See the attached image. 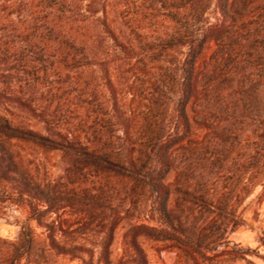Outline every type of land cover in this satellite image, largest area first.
I'll return each instance as SVG.
<instances>
[{"label":"trees","instance_id":"trees-1","mask_svg":"<svg viewBox=\"0 0 264 264\" xmlns=\"http://www.w3.org/2000/svg\"><path fill=\"white\" fill-rule=\"evenodd\" d=\"M11 8L24 18L5 24L0 0V61L15 55L27 89L0 82V204L36 225L0 237V264L264 258L229 237L264 187V0Z\"/></svg>","mask_w":264,"mask_h":264},{"label":"rangeland","instance_id":"rangeland-1","mask_svg":"<svg viewBox=\"0 0 264 264\" xmlns=\"http://www.w3.org/2000/svg\"><path fill=\"white\" fill-rule=\"evenodd\" d=\"M3 2L5 8H7V12L4 13L5 24H14L20 26L24 18V13H20V11L15 8H11L13 3H19L20 0H3ZM14 58L15 55L10 53L8 54L7 59H5V62L0 61V82L1 84H4V86H12V88L14 90L17 89L18 92L26 91L27 88L24 85L25 78L17 76V69L19 68V65L17 62L13 61ZM18 113L23 117L24 120H30L29 122L34 129H41L40 125H38L35 120L31 119L28 114L22 111ZM54 156L55 161L59 163L57 168L54 169V172L58 174L63 166V161L57 154ZM66 218V216H63L62 220ZM243 219V226L237 230L238 233L236 237L234 236L236 239H233L231 234H229V237L235 243L239 244L240 248H252L264 254V241H260L261 238H264V187L258 188L254 194L245 201ZM27 223L30 222H27L26 213L21 207L18 205H13L8 201H3L0 204L1 238L11 241H18L21 235L22 227ZM30 225L35 226L36 224L35 222H31ZM37 230L38 232L42 231L41 229ZM237 240H241L244 243L237 242ZM116 247L118 252L121 254L123 252L122 246L117 244ZM3 252V249H0V256ZM161 254L162 252H160V254L151 256L152 264H165ZM249 259L250 263L239 262L237 264H264V258H259L252 255ZM58 263L79 264L78 261L73 260L70 257L59 258Z\"/></svg>","mask_w":264,"mask_h":264},{"label":"crops","instance_id":"crops-1","mask_svg":"<svg viewBox=\"0 0 264 264\" xmlns=\"http://www.w3.org/2000/svg\"><path fill=\"white\" fill-rule=\"evenodd\" d=\"M238 231H234V232H231L230 234L232 235L233 239H236V235H237ZM235 236V237H234ZM231 239V238H230ZM237 242H240V243H244L242 242L241 240H237ZM162 259L164 260V263L165 264H174L175 262V258H176V254L175 252L173 251H168V250H164L162 251Z\"/></svg>","mask_w":264,"mask_h":264}]
</instances>
